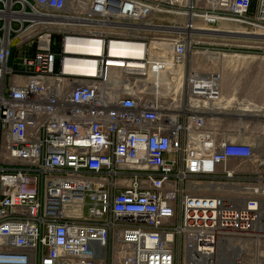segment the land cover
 <instances>
[{"label":"built area","instance_id":"1","mask_svg":"<svg viewBox=\"0 0 264 264\" xmlns=\"http://www.w3.org/2000/svg\"><path fill=\"white\" fill-rule=\"evenodd\" d=\"M260 51L264 0H0V264H264Z\"/></svg>","mask_w":264,"mask_h":264},{"label":"rangeland","instance_id":"2","mask_svg":"<svg viewBox=\"0 0 264 264\" xmlns=\"http://www.w3.org/2000/svg\"><path fill=\"white\" fill-rule=\"evenodd\" d=\"M226 55H228L227 58ZM240 55L245 56L246 54L224 52L223 56L217 60L216 70L221 73L222 77L220 85L222 95L224 98H228L234 92L238 96L242 94L246 102L245 105L250 104L258 108H264V104L257 103L260 97L264 96V60H261L262 57L264 58V51L263 53L260 51L259 55L252 54L256 56V60L244 64L239 62ZM239 116H242L247 123L246 132L249 134L264 133V118L261 117L262 115L252 116L247 113H239Z\"/></svg>","mask_w":264,"mask_h":264},{"label":"crops","instance_id":"3","mask_svg":"<svg viewBox=\"0 0 264 264\" xmlns=\"http://www.w3.org/2000/svg\"><path fill=\"white\" fill-rule=\"evenodd\" d=\"M253 57H246V62H252ZM254 60H256V57H254ZM239 62L241 64H244L245 61H244V58L242 55H240V59H239ZM235 94V98L237 99H243V95L241 94V96H238L236 95V93H232L231 95ZM257 101V100H256ZM257 103H260V104H264V96L260 97V100L257 101ZM239 113H247V114H250L252 116L254 115H262L261 117L264 118V108H258V107H255L253 105H250V104H243V107L241 108L240 112ZM232 126H236V128H240V129H243L244 130V134L243 136L241 137V140L244 141V142H250L251 140V136L249 135L248 132H246V129H247V123H240V124H235V123H232Z\"/></svg>","mask_w":264,"mask_h":264},{"label":"bare ground","instance_id":"4","mask_svg":"<svg viewBox=\"0 0 264 264\" xmlns=\"http://www.w3.org/2000/svg\"><path fill=\"white\" fill-rule=\"evenodd\" d=\"M227 57H228V55H226V58H227ZM229 57H230V56H229ZM243 58H244V61H245V63H246V56H243ZM233 59H234V58H233ZM233 59H232V62H233ZM237 60H238V59L236 58V62H237ZM252 60L254 61V57L252 58ZM261 60H264V58L262 57ZM237 63H238V62H237ZM237 63H236V64H237Z\"/></svg>","mask_w":264,"mask_h":264}]
</instances>
